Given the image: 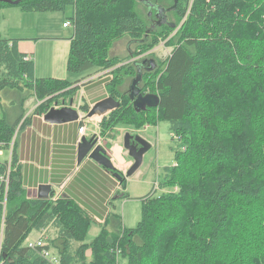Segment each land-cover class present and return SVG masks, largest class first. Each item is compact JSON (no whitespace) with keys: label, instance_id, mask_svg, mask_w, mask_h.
<instances>
[{"label":"trees","instance_id":"trees-1","mask_svg":"<svg viewBox=\"0 0 264 264\" xmlns=\"http://www.w3.org/2000/svg\"><path fill=\"white\" fill-rule=\"evenodd\" d=\"M123 2L21 0L18 5H12L0 1V11L16 6L26 12H64L67 6H72L73 14L65 21L74 27L67 69L70 73L81 74L98 67V54L103 56L101 67L113 64L103 40V35L109 33L108 28L95 25L92 16L99 11L93 10L111 5L123 9L115 20L117 34L133 37L132 41L138 45V57L173 32L172 29L163 34L158 31L161 26L148 27L139 14L125 10ZM255 5L253 0H178V20H185L167 42L173 50L164 66L159 67L153 58L156 68L144 69L142 73V81L145 77L143 89L160 97L158 107L136 111L129 89H124L125 84L113 82L109 86V96L120 101V106L103 116L100 133H110L121 124L141 128L166 120L174 136L181 141V148L175 152L174 164L164 168L158 184L163 192L151 191L142 197V219L137 226L124 227L122 217L112 209L105 219L106 225L101 226L99 235L91 243L85 242V236L93 220L75 201L53 199V195L28 197L15 151L8 147L23 116L22 103L28 94L25 87L46 97L67 92L74 82L36 78L33 56L32 60H25L28 54L19 51L18 40L0 38V91L12 102L10 108L3 109L0 118V142L2 148L11 152L10 162L0 161V264H51L38 248L28 245L33 232L39 233L38 238L44 237L46 247L57 254L58 264H153L156 259L153 239L156 236L159 239L169 230L179 235L175 234L177 239L174 238L175 243L166 252L162 264L178 263L180 249L194 255L187 264H217L213 258L216 245L221 250L219 255L224 257L222 261L226 259L227 264H264V184L260 181L264 174V150L255 152L256 137L246 133L238 135L236 131L229 133L232 137L237 134L236 144H227L220 128L211 124L210 117L202 116L198 121L201 107L198 100L201 98L213 103L209 104L213 113L226 112L228 104L233 105L244 91L247 96L253 94V100L249 97L246 104L241 102L233 116L245 117L247 127L253 119L248 103L258 102L256 109L264 111V50L257 51L256 55L252 53L254 45L257 48L262 44L259 38L264 39L263 25L258 22L264 12V3ZM98 7L101 8L93 9ZM254 11L261 15L247 20ZM163 26L167 28L168 25ZM135 60L139 61L133 60L131 73L136 68L137 74ZM224 80L234 82L233 90L225 86ZM143 89L141 86L142 92ZM82 109L90 110L86 106ZM125 181L123 178L121 186L124 187ZM121 193L122 197H129L125 190ZM5 195L8 200L4 206ZM234 199L248 203L242 208L248 209L251 228L243 225L245 229L239 231L238 236L223 237L231 210L229 201ZM183 201H198L207 206L206 218L211 223L207 235L201 237L200 232H196L191 239L182 237L178 228L181 219L174 215ZM51 225L57 235L47 240Z\"/></svg>","mask_w":264,"mask_h":264},{"label":"rangeland","instance_id":"rangeland-1","mask_svg":"<svg viewBox=\"0 0 264 264\" xmlns=\"http://www.w3.org/2000/svg\"><path fill=\"white\" fill-rule=\"evenodd\" d=\"M156 2H158L160 6L166 9L172 7V5L174 4V0H156ZM253 2L254 4H256L255 6H257L259 4L264 3V0H253ZM123 5L124 8H127L125 10L130 9L133 13L139 14L145 20V23L148 27H156V25H152L149 20V7L147 4L141 3L140 1L124 0ZM100 8L101 7L93 9ZM117 8L111 5L106 9H92L93 11H99L94 12L92 16L95 20V25L99 26V24H101L108 28L106 31H109V33L107 32L106 34L108 35H103V40L106 41L105 49L109 57L108 59H111L113 64L107 68L101 67L103 66V56H100L98 54V57L96 56L98 67L84 73L83 78L79 81L74 82V84L70 88H68L67 92H57L52 96H39L35 92L26 88L24 85L25 89L28 92L27 98L23 103L25 114L23 117L22 125L17 126L13 133L11 142L8 146L10 150H15V146L20 140L22 134L25 132L24 130L30 132L33 129V126L35 125L36 120H38V118L41 117L44 112H47L48 108H62L64 106H70L71 102H73L72 107L82 111L83 115L87 116L88 112L84 111L82 107L86 106L89 107V109L91 108L89 101L91 96L94 95L95 91H89L88 88L86 90H83V86L85 84H90L91 82H95L96 80H100L101 78L107 76L106 81L103 82V85H101L103 86L104 90L107 91V93L109 91V86L113 84V82L114 84H125L124 89L128 90L131 84V80L136 76V68H133L135 71L134 73H131V67L133 66L134 59L140 60L142 58L152 57L157 60L159 67L164 66L166 59L173 50V48L169 46L167 42L179 30L181 25H183L185 18L181 22H179V12L167 11L169 13V20L175 22L176 24H178L179 22V25L175 28H171L170 26H167V28H165V26L159 27V33L165 34L166 32L172 29L173 32H171L169 36L167 35L165 39L162 38L159 44H157L155 47L146 50L142 53L143 55L138 57L136 54L138 45L134 43V41H132L133 37H131L129 34H117L115 20L118 14L123 10L121 7ZM72 14V6H67L64 12L45 11L36 13L22 11L20 7L16 6L7 7L0 12V37L16 35L18 37L23 38L21 42L23 43L24 47H29L30 45H32L33 48L37 51L36 65L38 74L41 75V77H44L43 75L47 72L48 65L46 62L43 61L41 56L39 58V53L41 55V53L43 52V50L41 51V49L44 46H46L45 48L52 46L53 51L55 52L54 55L55 61L57 62V66L60 64L62 66L61 68L55 67V70L60 73L63 68H65L66 70V60L68 58L70 45L68 38L73 33L72 25H70L68 28H64L63 23L65 21H68V18L71 17ZM240 15H242V13H240ZM259 15H261V12L254 11L246 19L254 20ZM152 16L154 17L153 10L151 17ZM88 19L90 20L91 18L88 17ZM245 22L246 21L244 20L242 23ZM258 22L263 25L264 29V12H262V15L258 19ZM31 36H34V38H31ZM259 39L261 40L262 44H260L257 48L254 45V50H252V53H254L255 55L258 53L257 51L264 50V39L263 37H260ZM34 49L32 50L33 52H35ZM131 52L133 53V56H131ZM64 59L66 60L63 62ZM112 59L115 61H113ZM152 75L153 74H151V76ZM70 78L75 79L77 78V75H70ZM144 81L145 77L141 84L142 89ZM224 81L225 86H228L230 89L233 90L234 82H230L228 80ZM143 92V94H146V91L144 89ZM3 93L4 92L2 91L1 96ZM248 95L249 96H247V92L244 91L243 96L241 95L240 97H238L236 99V102H232L233 105L228 104V109H226V112L218 111L216 113L212 112L211 105L213 103L210 100L205 101L204 98H201L200 100H198L201 103V107L199 108L200 117L198 118V121H201L202 116L210 117L211 124L215 125V127L218 129L220 128L219 130L223 133L224 139L227 144H236L234 138L237 134L239 135V133H246L248 135L256 137L255 139L257 141V145L253 146V148L255 149V152L258 153L259 151L264 150V111L259 110L258 112V110L256 109V106H258V102L253 103L250 100L251 103L247 104V106H250V110H252L251 114L253 117L251 123L247 127L244 124L245 117L233 116V114L238 112L241 102H243V104H246L244 102L246 100H249V97L253 100V94ZM210 103L211 105H209ZM5 104L6 102L3 103V106ZM27 114L29 117H27ZM2 115L3 107L0 101V118ZM102 118L103 116H94L93 120L101 121ZM202 127L199 128L200 132L204 131ZM233 131H236L237 134L232 137L229 135V133H232ZM126 132H130L133 135L139 134L152 144L151 149L145 154L144 161L140 168L133 175L129 176L124 183V187L121 186L119 191H117L116 194H121V197H118L117 199H112V209L115 210V212L122 217L124 227L131 229L135 228L138 222L142 219V197L150 193L151 191H154L158 194L163 192V190L159 189L158 184L160 183L161 177L164 174V168L166 166H171L174 164L175 152L181 148V141L174 136L170 128V123L166 120H159L157 124L145 125L141 128L121 124L117 128L113 129L110 133L107 132L105 135H103L99 132V135L93 138L97 139L99 145H101L107 150L110 146L111 140L117 137L116 139H120V141H123V136ZM0 146V161L10 162V150L7 148H2L1 142ZM126 152L128 154V151ZM128 160L129 166L127 165L126 168L129 169L133 163V159L129 156ZM128 169H122L120 170V172L123 175H126ZM261 176L262 179L260 181H262L264 184V174H262ZM24 190L28 194V189L25 186ZM123 190L128 193V198L122 197L123 195L121 192ZM262 198L264 199V193ZM7 200L8 197L5 195L2 202L4 206L6 205ZM247 205L248 203L242 199H234L229 201V206H231V210L226 229L222 232L223 237H231L236 235L238 236L239 234L237 233L239 231L241 233V230L245 229V227H242L243 225H245L248 229L251 228L248 225V223L251 221V217H247L248 209L242 208ZM178 206L179 210L175 211L176 215H174V217L181 219L180 223L178 224V228L179 232L182 233V237L191 239L195 236L196 232H200L199 234L201 237H203L204 234L207 235L206 233L208 232V230L211 229V223L206 218L207 206L203 205L202 203L200 204V202L198 201H183ZM79 208L83 209L84 213L93 220L92 224H90L88 230L86 231L85 236V242L91 243L99 235L101 226H105L106 222L103 221V223H96V220L94 219L92 214H90L86 209L82 208L80 205ZM110 212H112V210ZM249 212L252 215V211ZM170 227L171 225L168 226V228ZM176 233L177 231L175 230H169L166 233L161 234L159 239L157 238V236L155 239H153L152 247H156L153 250V253L156 254V259L153 264H162L166 252L171 249L175 243L174 238L176 237ZM47 234V240L56 237L57 234L55 233L54 226H50L47 231ZM177 235L179 234L177 233ZM31 237L33 238L32 240H35L37 234L33 232L31 234ZM175 239H177V237ZM76 246H78V244H76ZM174 250L178 251V249L176 248ZM220 251L221 250H219L218 246L216 245L214 249V254L212 253L213 258L218 262L217 264H227L226 259L222 261L224 257H221L219 255ZM179 253L181 254V258L176 264H187L190 259L194 258V255H189L186 252H183V249H180ZM198 257L199 256H196V258ZM201 257L204 256H200L199 258Z\"/></svg>","mask_w":264,"mask_h":264},{"label":"crops","instance_id":"crops-1","mask_svg":"<svg viewBox=\"0 0 264 264\" xmlns=\"http://www.w3.org/2000/svg\"><path fill=\"white\" fill-rule=\"evenodd\" d=\"M63 27L68 28L69 26H64L63 23ZM73 35L74 27L72 35L68 38L70 43L69 53ZM0 38L18 40L19 51L33 56L36 78L52 77L75 82L82 79L84 76V73L73 74L68 71L67 61L69 54L67 60H63V62L66 60V70L63 68L61 72L58 73L55 67L61 68L62 66L61 64L57 66L54 55L55 52L52 46L47 48L44 46L41 49V51L43 50L41 55L39 53V58L41 56L43 61L47 63L48 69L43 75L44 77H41V75L38 74L36 65L37 51L32 45L24 47L21 42L23 38L16 35ZM31 38H34V36H31ZM33 49L35 52L32 51ZM70 75H77V78L71 79ZM106 78L107 76L83 86V90L88 88L89 91H95L89 101L91 107L96 102L108 97L109 94L104 90L103 86H101L103 82L106 81ZM0 101L3 109L10 108L12 102L7 98L5 93L1 96L0 92ZM4 101L6 104L3 106V103H5ZM23 103L21 113L23 116L18 126L22 125L25 114ZM78 111L80 115L79 119L61 123L46 121L45 114L47 112H44V114L36 120L30 132L24 130L25 132L20 137L14 151L18 159V165L21 168L23 185L28 189V197L39 198V187L41 185H50L51 193L49 195H53V199L61 197L75 201L78 205L92 214L96 223L99 224L105 221L109 212L112 210V199L121 197V194H116L121 188V182L114 176V172H111L89 157H86L80 163L78 162V148L82 137L91 139L98 136L100 132L99 120H93L94 116L87 117L83 115L82 111ZM27 117H29L28 114ZM83 125L86 126V129L83 134H80L79 129ZM116 138L111 140L107 150L103 148L106 150V154L111 159L117 172L121 173L120 170L128 169L126 167L127 165L129 166V154H127V150L123 146V141ZM97 144L99 145L98 142ZM38 236L39 234L37 233L36 238H38ZM32 239L31 237V240Z\"/></svg>","mask_w":264,"mask_h":264},{"label":"water","instance_id":"water-1","mask_svg":"<svg viewBox=\"0 0 264 264\" xmlns=\"http://www.w3.org/2000/svg\"><path fill=\"white\" fill-rule=\"evenodd\" d=\"M12 5H18L21 0H0ZM141 3L147 4L149 7L148 16L151 17L152 7L149 0H138ZM178 0H174L172 7L166 9L162 6H158L156 11V26L168 25L171 28H175L176 24L169 21L166 14L167 11L175 10L177 8ZM153 25V24H152ZM149 33V30L147 31ZM137 74L135 78L132 79L129 87V96L133 102L136 111L146 110L151 107H158L160 104V97L154 93L143 94L141 91L140 83L142 81L143 66L149 64L147 70H154L157 66L155 60L144 59L141 62L136 61ZM73 102L70 106H64L62 108H50L45 114V120L51 123H61L71 120L79 119V111L72 107ZM120 106V101H117L112 96H108L98 102H96L87 113V117L93 116H105L114 109ZM123 146L128 151L129 155L133 158V164L127 170L126 176L124 178L133 175L142 165L144 160V155L151 149L152 144L139 134L133 135L130 132H126L123 136ZM89 157L90 159L96 161L97 163L104 166L106 169L113 170L115 167L111 159L107 156L106 150L101 146L97 145V139L82 137L78 148V162H82L83 159ZM114 176L118 180H122L123 176L119 172H114ZM51 193L50 185H41L39 187L38 197L47 198Z\"/></svg>","mask_w":264,"mask_h":264},{"label":"built area","instance_id":"built-area-1","mask_svg":"<svg viewBox=\"0 0 264 264\" xmlns=\"http://www.w3.org/2000/svg\"><path fill=\"white\" fill-rule=\"evenodd\" d=\"M70 22H64V26H70ZM25 60H32V55H26ZM85 126H81L79 129V133H84ZM1 147V146H0ZM3 180V176L1 177ZM28 245L32 248H38L40 250V253L42 256H44L45 259H47L51 264H58V256L55 254V252L51 249H48L47 246V241H45L44 237L35 239V240H30L28 242Z\"/></svg>","mask_w":264,"mask_h":264},{"label":"flooded vegetation","instance_id":"flooded-vegetation-1","mask_svg":"<svg viewBox=\"0 0 264 264\" xmlns=\"http://www.w3.org/2000/svg\"><path fill=\"white\" fill-rule=\"evenodd\" d=\"M150 2V5H151V7H152V10L154 11V17L152 16V17H150L149 19H150V22L154 25L155 24V22L157 21V19L155 18L156 17V11H157V8H158V6L160 5L158 2H156V0H149ZM178 12V8H176L175 10H171V12ZM166 14H167V16H168V12H166ZM168 19H169V16H168ZM170 22H172V23H175V22H173V21H171V20H169ZM176 24V23H175ZM144 59H150V58H142L141 60H139L140 62L142 61V60H144ZM149 66V64L147 63V64H145L142 68H143V70L144 69H147V67Z\"/></svg>","mask_w":264,"mask_h":264},{"label":"bare ground","instance_id":"bare-ground-1","mask_svg":"<svg viewBox=\"0 0 264 264\" xmlns=\"http://www.w3.org/2000/svg\"><path fill=\"white\" fill-rule=\"evenodd\" d=\"M90 111V110H89ZM83 126H85V125H83ZM80 134H83V133H80ZM97 142H98V140H97ZM98 145V144H97ZM129 154V153H128ZM130 156V155H129ZM145 156V155H144ZM131 157V156H130ZM134 161V160H133ZM144 161V160H143ZM109 170V169H108ZM117 172V171H116ZM121 174V173H120ZM122 176H123V178H124V176H126V175H123V174H121ZM117 178V177H116ZM128 178V177H127ZM124 179H126V177L124 178ZM120 181V180H119ZM122 181V180H121ZM120 181V182H121Z\"/></svg>","mask_w":264,"mask_h":264}]
</instances>
